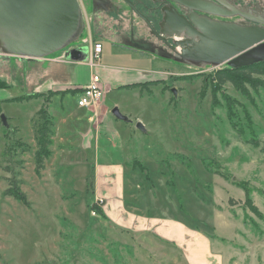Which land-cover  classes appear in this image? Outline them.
Returning <instances> with one entry per match:
<instances>
[{
    "label": "rangeland",
    "instance_id": "1",
    "mask_svg": "<svg viewBox=\"0 0 264 264\" xmlns=\"http://www.w3.org/2000/svg\"><path fill=\"white\" fill-rule=\"evenodd\" d=\"M87 10L92 12L90 5ZM91 31L88 22L75 44ZM98 41L107 60L94 59L90 69L87 52L74 66L75 85L91 71L109 84L101 101L109 110L104 122L100 103L89 123L76 119L73 96L64 98L68 108L58 98L13 100L35 93L36 81L39 91L67 85H49L40 72L27 75L26 65L33 63L19 66L18 56L3 55L0 45V115L8 123L6 128L0 121V264H264V75L253 76L260 81L256 90L248 82L241 90L230 83L218 87L219 67L174 62L148 49L134 52L132 61L109 40ZM108 64L138 71L124 85L147 84L113 83L98 71ZM41 107L52 132L37 174L34 129ZM114 107L128 119L116 118ZM252 138L257 146L247 142ZM14 140L28 150L7 152V159L3 150ZM6 165L14 169L25 202L3 194L12 174ZM102 167L113 177L111 167L121 170L115 184L121 195L105 189L102 179L96 190ZM232 180L247 182L252 204L244 203V189ZM114 198L127 211L107 212ZM132 215L181 222L186 232L166 238L154 225L139 226ZM126 216L129 221L121 220Z\"/></svg>",
    "mask_w": 264,
    "mask_h": 264
},
{
    "label": "water",
    "instance_id": "2",
    "mask_svg": "<svg viewBox=\"0 0 264 264\" xmlns=\"http://www.w3.org/2000/svg\"><path fill=\"white\" fill-rule=\"evenodd\" d=\"M187 9L188 20L184 23L168 17L167 24L176 28L168 36L185 31L184 41H175L170 47L177 55L178 62L194 65L210 64L219 66L227 63L239 68L264 60V15H255L222 0H175ZM218 16H240L253 21L255 25L213 20L208 17L194 18L196 13ZM82 25L77 0H0V45L3 55L40 58L55 51L63 50L65 58L80 61L87 47H64L78 34ZM194 46V47H193ZM169 57V56H168ZM111 113L118 119L127 120L117 107ZM0 121L8 127L6 117ZM138 127H142L137 123Z\"/></svg>",
    "mask_w": 264,
    "mask_h": 264
},
{
    "label": "flooded vegetation",
    "instance_id": "3",
    "mask_svg": "<svg viewBox=\"0 0 264 264\" xmlns=\"http://www.w3.org/2000/svg\"><path fill=\"white\" fill-rule=\"evenodd\" d=\"M210 1L216 2V0ZM222 1L233 4L242 10H250L255 15H264V0ZM77 2L80 7L82 25L78 34L70 39L64 47H85L89 45L90 41L95 40V31L94 34L91 31L90 39L83 38L80 45L75 44V41L80 38V35H82L83 31L86 29L89 19L101 13L102 15H100V17L97 16L96 19H91V22L97 23L100 27H105V30L117 32L121 44H125L126 46L145 47V50H150L152 53L156 54V56L173 60L174 62H178L175 60V58L178 57L170 47H177V50H181V47H191L189 45L175 46L173 44L174 40L184 41L186 39L184 32L187 27L184 24L186 22L184 18L188 20L186 7L177 3L175 0H77ZM89 5L92 10L91 13L87 10ZM192 16L197 19L208 17L213 20L236 22L244 25L258 24L237 15H203L201 12H198L196 15ZM168 17L182 22L183 27H186L185 31L168 36V34H166L168 31L173 32L176 30V28L167 24ZM125 28H127V30H125ZM85 41L86 43H84ZM181 63L191 65V63L186 61ZM206 65L219 68H234L227 63L219 66L201 63L195 66L201 67ZM248 66L249 65L244 67Z\"/></svg>",
    "mask_w": 264,
    "mask_h": 264
},
{
    "label": "crops",
    "instance_id": "4",
    "mask_svg": "<svg viewBox=\"0 0 264 264\" xmlns=\"http://www.w3.org/2000/svg\"><path fill=\"white\" fill-rule=\"evenodd\" d=\"M100 15H102V13L96 15L93 18H90L89 22H91V19H96L97 16L100 17ZM92 24L95 27L94 38H96L93 41H98L99 36H102V38H105V39L110 41L107 44L113 45L114 47H120L121 49H123V52L125 54H127L133 58L132 61H136L135 59H137L135 57L136 53H134V52L140 51L142 54L145 51V47H130V46H126L125 44H121V42H120L121 40L119 39L117 32H114L113 30H107V29L105 30V27H102V26L100 27L99 25H97V23H92ZM125 30H127V28H125ZM90 36L91 35L89 33L88 39H90ZM87 52H88V55L90 56V61H92V63H93V65H91L89 62L90 69H92L91 67L94 66V61H93L94 59L107 60V56H105V53H104V46L103 45H102L101 52L98 54V56L96 58H94V55L93 56L90 55V47H88ZM144 54L138 55V58L140 59V58L144 57L145 56ZM18 60H19V63L21 62L19 64V66H21V67L24 66V64H25L24 62H27V63L32 62L33 63L32 66H30L28 64L26 65L27 70L24 72L27 73V75L31 76L33 71H34V74L40 72V74L42 75V78L49 79L48 80L49 85H52L53 83H57V82L61 85H63V84L67 85L66 88L62 89V90H54L53 89L54 85H52V86H50V88H43V89H48L47 91H39L41 84L38 81H36V79H35V81H36L35 82L36 92L30 93L27 95L38 94L39 96H37L36 98L45 99V100H47L46 101L47 103H49V101L52 98H58L59 104L61 105L62 108H68L69 107L68 103H70L69 100H73L74 110H75V113L77 115L76 119L81 120L80 118L87 117V121L89 123V117L91 114L92 115L94 114V111H96V109L94 110V107H96V106L88 107V108L78 107L76 105V98H77V95H78L80 89L89 83L91 75L94 74L93 71L90 72L89 77L84 80L83 84L75 85L76 81H78V79H77L78 77H77L76 73L74 72V66L80 62L78 60L73 61V60L65 58L63 53H60L56 56L46 55V56L40 57V58H30V57L18 56ZM103 66H104V68L102 67L103 68L102 71H100V70H98V71L101 72V74L104 75V77L106 76L109 80L113 81V83H115L117 85L121 84L120 86H126L127 87V86H143L144 85L143 83L147 84V82H142V81L141 82L125 83L126 85L123 84L124 79H128V81H131L132 78L135 79L136 76L139 74L137 70L132 69V66L119 67V66H112L110 64L103 65ZM70 68H72L71 70H73L71 73L69 72ZM28 69H32L29 74H28ZM60 70L64 71L63 76L59 75ZM43 74H44V76H43ZM98 76H99V74H98ZM148 82H150V81H148ZM104 84L109 85L106 82H104ZM133 84H137V85H133ZM24 96H26V95H24ZM69 96H73V98H69V100L66 101L64 98H67ZM18 97H23V96H18ZM99 111L104 112L103 113V121L101 120L102 122H104V119L106 118V113L109 110L106 107H104L102 102H101V107H100ZM105 171H106V168L102 167V174L101 175L97 174L96 190L99 189L98 181L100 179H102L104 182L107 183V186H105V189H107L108 191L112 190L113 194L116 193L117 195H121L120 191H118V193H117V191H115V189H116L115 184H117L116 181L120 180L119 178H120L121 170L119 171L117 169H114V167L110 168V171H115L117 177L116 176L113 177L112 175L106 173ZM119 184H121V182ZM109 193L110 192H107L105 194V197L107 200L111 199L110 197H108ZM117 195H114V196H117ZM115 198L113 199V201H116L117 205L113 201L108 203L109 206L107 207V212H119V211L122 212L123 211V213H124L125 210L127 211L125 206L122 207V205H123L122 200H119V198H117V200H115ZM115 205H116V207H115ZM112 206L114 207V209H112ZM105 209H106V207H105ZM131 218H132L131 220H135L139 226H147V224H151V225L156 226V228L158 230H160V231L162 230V232H164L162 234L160 233V235H162L166 238H173V237H171L172 235L174 237H180L181 234L184 233V231H185V228L183 227L181 222H174L171 220L170 221H168V220L167 221L166 220H157L155 218H148V217L139 216V215H137L136 217L133 216ZM121 220L129 221L130 219H128L126 216L125 218H121ZM155 220H156V222H155ZM168 228H171V229L166 230ZM179 234H180V236H178Z\"/></svg>",
    "mask_w": 264,
    "mask_h": 264
},
{
    "label": "trees",
    "instance_id": "5",
    "mask_svg": "<svg viewBox=\"0 0 264 264\" xmlns=\"http://www.w3.org/2000/svg\"><path fill=\"white\" fill-rule=\"evenodd\" d=\"M254 75L260 76L264 75V60H261L257 63H253L249 65L248 67H239V68H221L215 73V83L218 87L222 86L225 83L232 84L236 89L241 90L245 89L244 85L248 82L253 89H257L260 85V81L255 79L253 77ZM258 78V77H257ZM153 82V81H150ZM139 84V83H138ZM146 84V83H143ZM263 84V83H262ZM137 85V84H133ZM5 86V84L0 80V87ZM39 96L36 95H26L23 97H15L12 98L13 100H20V99H29L33 97ZM46 109L41 107L38 110V114L40 117V121L37 124V126L34 129V139L36 141L37 149L34 152V170L37 174L43 169L44 167V160L49 155V146L51 144V128H52V121L50 118L45 114ZM241 134V133H240ZM247 142L249 144H252L254 146L258 145V141L256 139H247ZM8 147L3 150V156L7 159H10L8 154L15 150L14 152L21 151L26 152L28 150V147L26 144L19 140H14L12 144L7 145ZM262 150H264V146L262 147ZM9 162V161H7ZM22 160L19 159L16 161L18 165H22ZM4 171L7 173H12L11 177L7 178L9 187L4 191V195H9L17 199L18 201L25 202V196L24 193L19 188V179L16 178L14 175V169L12 170L11 167H8L7 165L3 167ZM217 170L216 172H218ZM221 172V171H219ZM222 176L228 178L227 175L220 173ZM233 181V180H232ZM235 181V180H234ZM233 181V182H234ZM246 181L238 180L235 181V184L242 187L245 191V200L244 203L252 204L251 199L249 195L247 194L248 191V185H246ZM256 211V209H254Z\"/></svg>",
    "mask_w": 264,
    "mask_h": 264
},
{
    "label": "built area",
    "instance_id": "6",
    "mask_svg": "<svg viewBox=\"0 0 264 264\" xmlns=\"http://www.w3.org/2000/svg\"><path fill=\"white\" fill-rule=\"evenodd\" d=\"M88 47H90V55H94V58L101 52L102 44L99 41H90ZM90 64L93 65L92 61ZM105 84L101 81L97 74H92L90 81L87 85L82 87L76 98V105L81 108L94 107L101 103L105 95ZM102 202V199H100ZM97 202L96 203H100Z\"/></svg>",
    "mask_w": 264,
    "mask_h": 264
}]
</instances>
